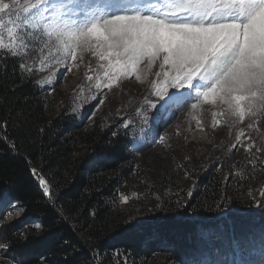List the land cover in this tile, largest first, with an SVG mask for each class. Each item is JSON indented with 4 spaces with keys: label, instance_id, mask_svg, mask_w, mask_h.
Here are the masks:
<instances>
[{
    "label": "snow or ice",
    "instance_id": "6c2138e0",
    "mask_svg": "<svg viewBox=\"0 0 264 264\" xmlns=\"http://www.w3.org/2000/svg\"><path fill=\"white\" fill-rule=\"evenodd\" d=\"M86 54L97 60L99 70L88 67L95 75L86 77L89 96L82 103L98 94L97 109L104 103L105 89L134 77L149 86L139 112L130 114L144 124L150 112L153 121L170 123L189 105L192 110L220 107L214 119L227 115L233 123L247 117L253 121L249 129L264 117V0H0L4 71L8 60L15 58L21 74L29 77L54 65L71 72ZM34 83L53 87L55 81L49 76ZM131 122L125 121L123 127ZM244 136L241 128L236 137L241 147ZM247 139L246 151L251 152L255 141ZM12 147L15 150V144ZM31 171L51 202L55 193L48 180L35 168ZM259 194L264 197V190ZM122 200L127 203L129 197ZM6 202V195H0V205ZM257 207L264 208V202H257ZM15 211L19 214L23 208ZM4 215L10 217L11 212ZM0 253L10 256L13 264H28L22 253L9 252L7 241H0ZM37 260L47 264L43 255Z\"/></svg>",
    "mask_w": 264,
    "mask_h": 264
},
{
    "label": "trees",
    "instance_id": "16d2710c",
    "mask_svg": "<svg viewBox=\"0 0 264 264\" xmlns=\"http://www.w3.org/2000/svg\"><path fill=\"white\" fill-rule=\"evenodd\" d=\"M17 63L9 59L7 71L0 66V124L6 122L0 127V195L7 197L0 214L12 209L8 204L23 206L13 220L0 217V241L9 243L10 253H22L28 264H38L41 255L47 264H197L213 252L264 241V208L238 196L223 213L189 203L178 215L118 220L117 198L137 171L135 140L112 115L82 124L70 112L74 91L62 95L66 102L51 114L52 100ZM32 168L48 180L51 202ZM218 175L206 169L199 182L210 187ZM37 221L40 228L32 225ZM130 222L134 228L126 227ZM157 254L163 257L149 262Z\"/></svg>",
    "mask_w": 264,
    "mask_h": 264
},
{
    "label": "rangeland",
    "instance_id": "374dc122",
    "mask_svg": "<svg viewBox=\"0 0 264 264\" xmlns=\"http://www.w3.org/2000/svg\"><path fill=\"white\" fill-rule=\"evenodd\" d=\"M76 63L78 67L71 72H65L63 65H54L32 76L36 81L49 76L55 81L53 87L41 86L55 106L51 114L58 113L62 102H66L62 95L74 91L73 99L69 101L72 103L70 112L82 124L88 126L102 115H112L113 124L119 125L135 140L136 148L132 155L137 171L117 198L114 212L118 220L137 221L178 215V210L189 203H192L191 209L203 203L206 208L209 204L213 206L209 207L210 212L220 210L219 213H223L228 207H233L235 196L255 209L259 208L257 202H264V197L259 194L264 190V150L256 151L258 147L264 149V117L259 119L255 128L249 129L247 125L253 121L247 117L243 123H233V118L227 115L214 119L213 113L220 112V107L204 105L202 109L192 110L189 105L177 112L170 123L153 121L150 112L149 121L144 124L138 116L131 117L130 114L139 112L138 106L149 95L147 83L141 84L134 77L120 81L112 90H104L106 98L97 109V101L101 98L98 94L95 100L82 103L89 96L90 82L86 77L95 75L94 71H88V67L99 70L97 60L86 54L83 62ZM61 74L63 79H60ZM77 105H80L79 109H76ZM129 119L132 121L129 127H123ZM217 120L220 122L216 123ZM241 128L245 131V136L241 137L244 147L236 141ZM248 136L255 141L251 152L246 151L250 142ZM209 168L215 169L219 175L208 182L210 187H207L199 182V175ZM123 196L129 197L127 203L123 202ZM224 200L226 203L218 207ZM15 208H20L19 204ZM15 208L8 210L10 217L4 214L0 217L8 221L21 216L22 211L17 214ZM189 214L195 213L190 210ZM161 257L157 254L149 262ZM0 264L13 262L0 253ZM197 264H264V241L247 249L235 245L234 253L213 252Z\"/></svg>",
    "mask_w": 264,
    "mask_h": 264
},
{
    "label": "bare ground",
    "instance_id": "6f19581e",
    "mask_svg": "<svg viewBox=\"0 0 264 264\" xmlns=\"http://www.w3.org/2000/svg\"><path fill=\"white\" fill-rule=\"evenodd\" d=\"M16 204H19V206L23 208V206H22L19 202H15V203H14V206H15ZM12 209H13V208H12ZM22 214H23V211H22ZM35 223H39V224H40V222H38V221H37V222H34L33 224H35ZM40 225H41V224H40ZM33 226H34V225H33Z\"/></svg>",
    "mask_w": 264,
    "mask_h": 264
}]
</instances>
